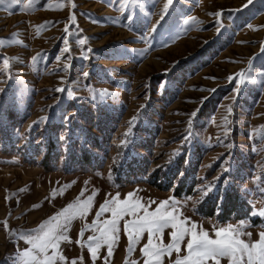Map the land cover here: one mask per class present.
<instances>
[{
    "label": "rangeland",
    "instance_id": "1",
    "mask_svg": "<svg viewBox=\"0 0 264 264\" xmlns=\"http://www.w3.org/2000/svg\"><path fill=\"white\" fill-rule=\"evenodd\" d=\"M72 2L75 8L68 0L0 5V57L9 59L7 69L0 59V264H13L28 247L10 238L5 221L27 232L94 193L87 215L71 221V242L60 246L62 264H81V256L82 264H92L75 241L117 193L123 200L134 192L142 203L174 198L183 216L213 238L214 229L244 221L251 241L258 240L264 217L252 213L264 210V0L247 8V0H174L150 35L165 0H141L123 11L122 0ZM189 17L199 23L185 25ZM65 26L70 53L63 51ZM84 37L81 46L77 41ZM240 72L250 79L237 93L228 77ZM51 140L56 147L43 164ZM84 154L89 164L80 162ZM167 172L173 179L168 189L153 184ZM186 176L191 193L177 195ZM228 191L239 195L248 216L219 219ZM211 205L214 216L205 212ZM108 218L105 213L100 220ZM120 227L108 264H143L147 233L128 253L123 221ZM94 234L86 230L82 239ZM106 255L105 246L95 264H105ZM164 264H171L167 256Z\"/></svg>",
    "mask_w": 264,
    "mask_h": 264
},
{
    "label": "snow or ice",
    "instance_id": "2",
    "mask_svg": "<svg viewBox=\"0 0 264 264\" xmlns=\"http://www.w3.org/2000/svg\"><path fill=\"white\" fill-rule=\"evenodd\" d=\"M20 0H0V5L5 3L18 4ZM33 0H28L31 4ZM141 0H122V11L130 4L138 5ZM71 7L75 8L72 0H68ZM253 3V0H247V3L242 7L247 8ZM174 5V0H165L163 7L159 13V20L149 30V35L155 33L160 27L161 22L165 21V17L169 14L170 8ZM63 4L56 10H62ZM213 15L222 18V13L217 12ZM129 20L132 16L129 15ZM69 20L74 22L75 16L70 15ZM199 23L195 17H189L184 20L185 25ZM218 30L222 27V19L217 21ZM251 28L252 26L249 25ZM65 38L64 52L70 53L69 40L67 36L70 34V28H64ZM145 43L150 44L148 36L142 37ZM79 45L87 43V37L77 41ZM5 41L0 39V46H3ZM147 50V49H146ZM264 51V48H262ZM87 58V57H85ZM3 60L4 68L9 67V59L0 57ZM38 57H34V62ZM57 59H60L57 57ZM70 60L71 57L69 56ZM251 65V60L249 61ZM70 67V64H65V68ZM87 76V73H84ZM264 77V73L260 74ZM247 72H240L236 77L229 76L230 82H235V91L239 93L241 86L249 80ZM2 91V89H0ZM56 91L62 92L64 89L57 88ZM68 96L72 97L71 90L68 91ZM107 95V90H103L100 94ZM96 97H94L95 99ZM230 114L231 106L227 109ZM193 112L192 116L195 117ZM135 119V117L133 118ZM227 121V117L224 118ZM191 125V121H189ZM127 135V134H126ZM210 190V189H209ZM83 195V192L81 193ZM94 195H89L84 200H79L65 206L60 212L56 213L49 219L44 220L37 228L27 232H17L9 228L7 221L4 222V228L9 232L10 238H15L18 241L22 240L28 247L19 251L13 264H62L66 257L61 254L60 246L63 242H71L68 236L69 226L71 221L76 216L84 218L89 212ZM207 195V192H204ZM142 198L137 197L136 193L129 192L125 199L121 200L119 193L111 199H106L100 205L96 212V219L91 224H85L79 232L80 239L75 242L81 247L86 248L89 252L92 264L99 258V252L102 247L107 248V255L104 257L105 264L113 255V246L119 239L121 231L120 223L123 221V231L128 238L127 252L132 253L135 246L139 244L144 233H147V243L140 249L143 257V264H164V258L167 256L171 264H221L222 259H227L229 264H264V231L259 233V239L255 242L251 241V233L245 232L244 229L248 226L244 221L238 225H228L226 228L214 229V238L210 236L208 231L202 227L198 230V225L192 222L189 218L184 217L179 211L177 202L174 198L162 200L159 202L149 201L141 202ZM156 204V207L150 210L151 205ZM35 207V206H34ZM110 213V218L100 220V217ZM253 215L264 217V210L259 212L253 211ZM61 217L63 220H61ZM130 217V219H126ZM89 229H95L98 234L90 235L86 240H83L84 232ZM166 229H171L168 233L169 242H163V235ZM247 236L245 240L241 237ZM183 245V248H182ZM175 253V259L171 257ZM183 253V254H182ZM81 264L83 257H80ZM71 264H77L76 260H72ZM126 264H138V261L129 259Z\"/></svg>",
    "mask_w": 264,
    "mask_h": 264
},
{
    "label": "trees",
    "instance_id": "3",
    "mask_svg": "<svg viewBox=\"0 0 264 264\" xmlns=\"http://www.w3.org/2000/svg\"><path fill=\"white\" fill-rule=\"evenodd\" d=\"M48 146H49L48 148L56 147V143L53 140H51L50 143L48 144ZM53 153H54V151L50 148V151H47V154L42 161L43 164L46 163L47 160L51 161L50 156ZM69 158H72V156ZM79 158L81 159L80 162L84 165L87 164L88 162L90 163V157H88L86 154L82 155ZM77 160H79V159H77ZM169 173L170 172L166 173V179L165 178L161 179L160 177H156L155 179H153L152 180L153 184L156 186H165L166 189H168V187L172 184V180H173V179L171 180L170 177H172V175H170ZM122 176L123 175H118V177H120V178H122ZM190 187H191L190 182H187V176H186V178H181L180 182L178 183V186L175 189V193L177 195L187 194V192L191 193ZM231 193H232V191H228V195L223 202L220 213L218 214L220 220H229L231 218L239 219V218L248 216V213L245 210L246 207L244 208L242 204H240V205L238 204L241 202V200L239 199V195L235 194L234 196H232ZM205 212L208 216H214V214H215L214 205L208 206L206 208ZM250 216H252V215H250ZM256 218H258V217H255V219Z\"/></svg>",
    "mask_w": 264,
    "mask_h": 264
}]
</instances>
